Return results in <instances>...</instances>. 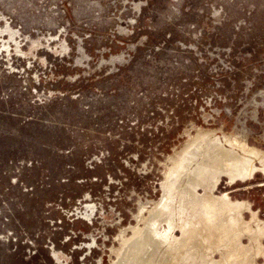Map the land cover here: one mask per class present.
Here are the masks:
<instances>
[{
  "label": "rangeland",
  "instance_id": "1",
  "mask_svg": "<svg viewBox=\"0 0 264 264\" xmlns=\"http://www.w3.org/2000/svg\"><path fill=\"white\" fill-rule=\"evenodd\" d=\"M202 136L256 152L211 195L264 264V0H0V264H114Z\"/></svg>",
  "mask_w": 264,
  "mask_h": 264
},
{
  "label": "bare ground",
  "instance_id": "2",
  "mask_svg": "<svg viewBox=\"0 0 264 264\" xmlns=\"http://www.w3.org/2000/svg\"><path fill=\"white\" fill-rule=\"evenodd\" d=\"M215 139L206 141L202 136L197 141H192L190 146L170 163L165 174L167 180L163 184L167 193H164L156 210L149 212L150 217L144 219V227L123 241L116 254L117 262L114 264H243L241 260L247 257L253 260L259 255V250L252 245L260 243L262 236L259 239L253 237L256 232L251 233L253 243L243 246L241 233L238 234L237 229L239 225L233 227V224L239 221L235 212L241 203L234 204L225 196L214 198L211 195L214 183L223 174L229 178V183L238 178L241 180L251 177L257 168L249 159L256 152L239 148L228 139H225V142L230 148L226 149L222 142ZM235 149H240L244 155L238 156ZM198 186L209 188L205 190L202 200L196 194ZM172 194L177 196L180 206L193 210L195 219L191 224L182 225L174 220L175 213L173 214L170 206L173 203ZM153 223L164 228L162 238L154 235L156 226L153 227ZM176 228H180V238L173 234ZM248 230L245 231L246 234L252 232ZM206 238H212L213 243H208ZM214 251L219 253L220 262L212 259Z\"/></svg>",
  "mask_w": 264,
  "mask_h": 264
}]
</instances>
